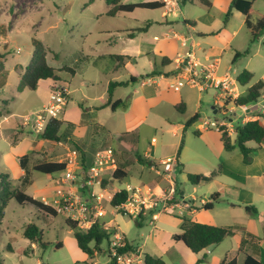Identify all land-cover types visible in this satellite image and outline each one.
<instances>
[{
  "label": "crops",
  "instance_id": "obj_1",
  "mask_svg": "<svg viewBox=\"0 0 264 264\" xmlns=\"http://www.w3.org/2000/svg\"><path fill=\"white\" fill-rule=\"evenodd\" d=\"M148 1L165 2L164 7L145 9L154 12L160 11L159 15L143 20L141 27L114 29L116 32L105 31L107 35L105 40L110 45L123 40L126 46L110 53L86 56L78 54L76 56L79 61H87L89 64L100 68L108 82L103 94L98 97L92 96L89 93L91 88L86 84L71 89V83L63 81L61 77L59 82L51 80L47 101L56 83H64L69 89L67 105L59 116V119L64 121L61 132L68 130L69 137L59 142L41 139L37 143L38 145L46 146V142L50 144L45 148L47 150L46 159L39 160L65 161L68 164L65 172L52 175L51 180L41 186L40 189L44 195L40 199L33 197L51 205L68 193L84 201H91V192L93 190L98 192L99 190L96 186L86 187L85 179L90 176L96 151L102 146H112L111 143L115 144L112 147L115 150L117 167L124 166L126 168L128 171L127 178L131 176L136 185L151 186L159 194L170 189L167 178L162 174V166L159 165L161 160L176 156L178 166L176 167L175 178L178 171L181 170L189 181L188 174H210L209 170L202 171L190 168L189 162L209 160L214 157L216 160L213 164H216L217 170L212 172H215V176L208 182L195 185L194 188V190L199 191L203 187L202 184H218L219 197L211 210H205L202 206L210 200L212 194L205 195L201 199H198L196 195L188 197L185 190H181L175 183L176 195L180 196L179 201L189 202L191 207L188 210L177 209V214H175L176 209L172 212L161 213L157 220L163 227L159 232L151 230L142 243H135L126 222L122 226L117 221L116 215L119 212L110 205L111 199L108 201L109 209H105V216L99 221L117 227L129 244L139 251L144 258L146 255H151L163 259L166 264L169 261L172 264H179L182 260H186L189 264H221L234 259L237 264H243L247 254L253 255L261 264H264V139L259 145L254 142L248 143V146L256 149L250 154V163L244 162V156L238 146L227 151L221 141V133L214 132L215 134L212 136V130H206V147L195 151L192 156L183 157L185 149L181 152V148L184 141L181 142L179 151L176 149L167 153L159 152L156 137L152 138L155 141L151 147L143 149V153H138L143 131L147 129L161 130L178 137L179 144L186 128H191L196 121L192 125L186 126L182 118L177 121L176 115L186 116L185 122H187L199 114L197 121L201 120L205 92H200L197 88L188 85L177 86L175 84L179 60L187 53L192 52L199 62L206 64L218 59L217 75H228L240 96L245 95L253 84L260 80L264 81V31L251 45L249 55L235 59L237 51L242 52L249 46L251 34L246 22L249 20L255 24L259 17L264 15V0H251L253 12L249 15H245L236 9L232 10L229 20L225 24L224 18L230 9L232 0H208L209 5L199 0H127L124 3ZM137 10L139 9L131 13L121 12L118 14H133ZM116 55L124 57L116 59L114 57ZM102 61H106V67L101 63ZM73 68L75 72L70 74L73 79H76L79 71L76 67ZM243 70L253 73L252 80L244 86L237 80L238 75ZM110 72L116 76L122 72L127 74H122L125 79H119L120 75L115 80H111L107 76ZM48 80H41L37 90L40 89L44 81ZM129 80L127 86H122H133L129 94L123 92L117 95L122 87L116 88L113 92L112 102L121 99L123 104L115 110L110 105H106L109 100V83L111 81ZM214 96L215 106L220 92L215 90ZM98 100H102L101 103ZM178 104H184L181 106V111L175 107ZM237 110L240 113H237ZM246 110L251 115L256 116L254 120L258 119L264 126V109L252 104L247 105ZM236 114L240 116L242 111L236 109ZM237 116H235L234 121H236ZM240 120L235 122L236 126L239 122V124L247 122ZM18 133V130H13V135H18ZM201 133L200 130L197 131L198 135ZM30 134L24 138L27 151L28 149L31 150L37 141L38 133L35 134L31 131ZM230 136L235 141L236 133H232ZM77 148L84 155L86 169L79 163ZM73 152H77V164H69V158L73 156ZM138 156L144 162L139 161ZM220 159L222 163H220ZM39 160L31 162L30 158L29 163L31 162L32 168ZM147 162H151L153 165H149ZM234 162H237V165L233 167ZM19 163L21 171L16 177L19 181L17 189H22L27 193L26 187L33 185L34 180L28 176L29 163L25 169L24 164L21 161ZM136 164L139 165V168L134 170ZM70 170L72 171V178L68 177ZM4 171L8 173L7 170ZM151 171H154L155 175ZM112 174L111 170H107L101 185L106 197L110 196L111 198L115 192L124 188L116 187V183L119 182L112 181ZM8 175L12 182L11 175L9 173ZM108 182L114 185L115 191L113 193L107 186ZM84 186L85 189H83ZM49 201H53V203ZM247 207L250 209L248 210ZM148 218L143 217L137 224L143 225L145 219ZM184 219L215 226L231 227L235 233L225 238L222 243L195 254L182 242L173 239L175 234L183 232ZM221 219L222 221H219ZM166 234L169 235L170 239L167 247L164 245ZM243 238L250 240L254 245L240 250V243ZM32 244L34 247L36 246L35 242ZM103 251L101 247L95 256ZM107 254L108 261L104 264H108L110 261L109 248ZM90 260V264H99L93 258ZM200 260H202L201 263H199ZM140 264H145V262Z\"/></svg>",
  "mask_w": 264,
  "mask_h": 264
},
{
  "label": "rangeland",
  "instance_id": "obj_2",
  "mask_svg": "<svg viewBox=\"0 0 264 264\" xmlns=\"http://www.w3.org/2000/svg\"><path fill=\"white\" fill-rule=\"evenodd\" d=\"M110 7L106 0H0V174L4 170L8 171L14 189H17L19 185L16 177L21 171L20 157L27 152L30 154L31 162L42 158L46 159L47 150L45 148L50 144L46 142V146L38 145L37 143L41 140L40 134L34 132L30 127L22 125L26 116L41 110L46 104L52 82L51 80L44 81L40 89L36 91L19 89L21 74L32 59L34 40L39 39L49 50L47 54L49 65L58 69L64 66L77 68L79 74L76 79H73L68 72H59L63 81L71 83V89L86 84L91 88L89 93L98 97L106 90L107 78L100 68L89 64L87 61H79L76 56L78 54L84 56L98 55L121 49L126 46V43L120 40L110 45L105 40L107 38L106 30L116 32L114 29L141 27L143 20L151 19L160 14V11L139 9L133 14H118L116 17H109L106 13ZM179 21L182 22L180 19ZM101 63L106 67V61ZM122 74L126 75L127 73L122 72L116 76L110 72L107 76L111 80H115L120 75L119 79H125ZM4 83L5 85L2 87L1 84ZM132 87L130 85L120 88L117 95L123 92L129 94ZM214 92L215 89L212 87L204 93L201 120L196 121L191 128H186L179 144L178 137L161 130L147 129L143 131L138 153H143V149L151 147L153 137H156L158 151L162 153L176 149L179 151L182 141L184 143L181 152L185 149L183 157L192 156L195 151L205 148L206 130L201 129L200 125L204 120L222 118V114L214 112ZM101 101L98 100L99 103ZM263 103L260 101L255 105L264 109ZM237 113L240 111L237 110ZM176 118L177 121L182 118L183 123L186 124V116L176 115ZM13 130H18V135H13ZM198 130L202 132L200 135L197 134ZM31 131L37 134V141L31 150L28 149L27 151L24 138L30 136ZM212 131L211 135L214 136V132L217 131ZM110 145L114 146L115 144L111 143ZM215 160L214 157H211L209 160H194L188 164L190 168L202 171L209 170L211 173L217 170L216 164H213ZM219 161L222 163L221 159ZM31 162L28 165V176L34 180V184L27 186L26 191L40 199L44 195L40 188L45 182L51 180L52 175L33 170ZM234 165H237V162L233 163V167ZM137 168H139L138 164L133 169L136 170ZM151 172L155 175L154 171ZM175 183L181 190H185L188 197L196 195L198 199L218 191L217 183L202 184L203 187L199 191L194 190L195 185L186 179L181 170L177 173ZM127 184L136 185V182L134 178L129 176L122 183H116V187H126ZM87 186L89 185L87 184ZM107 186L112 191L111 193L115 191L113 183L108 182ZM96 187L98 188V186ZM64 196L72 197L75 195L68 193ZM178 197L177 194L176 201ZM110 199L111 197L107 196L103 201L104 209H109L108 201ZM49 202L53 203V201ZM177 213L178 210L176 209L175 214ZM67 217L68 213H61L57 217L46 215L31 203L21 205L15 199H10L4 210V217L0 221L2 264H90L91 260L88 255L77 246L74 237L75 230L65 223ZM143 217L149 218L145 219L143 225L139 226L136 219L125 217L122 213L116 215L117 221L122 226L125 225V222L127 223L135 243L138 244L144 241L145 236L151 230L159 232L163 227L157 219L150 223L152 221L150 214H144ZM29 223H35L43 232L45 247L38 242H35L36 246L34 247L32 241L25 238L24 229ZM165 236L164 245L167 247L170 239L168 234ZM58 242L62 244L59 249L56 248ZM9 245L13 249L12 252L8 250ZM101 247L104 251L98 256H94L93 260L99 264H104L108 261V245L103 243ZM25 250L29 252V255H25ZM168 264H172V262L169 261ZM179 264L189 263L182 260Z\"/></svg>",
  "mask_w": 264,
  "mask_h": 264
},
{
  "label": "trees",
  "instance_id": "obj_3",
  "mask_svg": "<svg viewBox=\"0 0 264 264\" xmlns=\"http://www.w3.org/2000/svg\"><path fill=\"white\" fill-rule=\"evenodd\" d=\"M200 2L209 5L208 0H199ZM108 5H110L109 11L106 13L109 17H114L118 13L125 12L131 13L136 9H158L165 6L163 1H148V2H136V3H124L122 0H106ZM253 2L251 0H232L229 11L226 13L224 18V24L228 22L232 10L236 9L245 15H249L253 12ZM248 29L250 30L251 38L249 46L246 50L235 53V59L250 54V47L256 41L257 37L260 36L264 31V15H261L255 24H252L249 20L246 22ZM136 31V30H134ZM48 49L43 45L39 39L34 40V51L32 54L31 62L26 67L25 71L21 74L19 89H28L30 91H36L39 87L41 80H52L54 82H59L60 76L59 72L74 73L75 69L73 67L64 66L63 68H54L49 65L47 61ZM58 56V54H55ZM116 59H121L124 56L116 55ZM144 78V76H142ZM253 78V73L248 70H243L237 77L238 82L241 85H247ZM134 80V79H132ZM129 81H111L108 86L109 100L106 105H110L112 109L118 108L123 104V100L118 99L112 102L113 92L116 88L127 86ZM2 87L5 85L1 84ZM264 95V81L260 80L257 83L249 87L245 95H241L235 100V104L239 105H252L256 104L259 99ZM184 104L176 105V109L181 111V106ZM199 118V114H196L193 118L186 122V126L192 125ZM64 121L59 118H50L43 132L40 133V138L46 141L59 142L63 139L69 137V131L65 130L61 132V128ZM236 139L232 140V137L227 131L221 133V141L224 148L227 151L233 150L238 146L244 156V162L250 163L251 152L255 151V148L248 146V143L254 142L260 144L264 139V126L257 120H249L246 123L238 124L235 128ZM17 134H15L16 136ZM79 154V163L85 168L84 155L77 148ZM30 160L29 154H24L20 157V161L24 164V169L28 165ZM138 160L144 162L140 156ZM67 162L62 161H45L39 160L34 164L33 170L47 174L54 175L57 173L65 172L67 169ZM149 165H153L151 162H147ZM86 169V168H85ZM220 169V167H219ZM218 169V170H219ZM27 171V170H26ZM128 176V171L124 166H118L117 169L112 174V181H117L121 183ZM215 176V172L209 175L205 174H188L187 177L189 181L198 185L201 182H208ZM88 180L86 177L85 182ZM106 181V180H105ZM103 181V183L105 182ZM107 182V181H106ZM105 182V183H106ZM86 187H88L85 184ZM85 186L83 189H85ZM129 194L122 188L115 192L110 200V205L116 208L119 213L127 216L130 219H136L139 223L143 219V214L139 216H131L126 214L124 211L120 210L119 207L124 203ZM219 193H214L210 196V200L206 202L202 207L205 210H211L214 203L218 200ZM10 199H15L19 204L24 205L26 203H31L37 207L40 211L47 215L57 217L60 213L57 211L56 207L51 204L44 203L32 195L27 194L22 189H14L12 182L9 179L7 172L0 174V221L4 217V210L8 205ZM249 210L250 207H247ZM150 218L153 212L149 213ZM152 219V218H151ZM65 223L75 230L74 237L78 248L92 259L97 252L100 251L101 245L107 243L108 248L110 244V234L104 229L103 224L95 222L89 229L82 230L80 224L71 218H66ZM183 232L180 234H175L173 239L177 242H182L192 253L198 254L205 249L214 247L224 241L225 238L234 235L235 231L231 227H221L205 223H200L196 221H191L184 219L182 224ZM25 238L32 242H38L41 246L45 247L46 243L43 242V233L35 223H29L24 229ZM126 240V239H125ZM254 245L250 240L243 238L240 243V250H244L248 246ZM62 247L61 242H58L56 248ZM8 250L12 252L11 245L8 246ZM129 251H136L129 242L126 240V246L120 249V253H125ZM25 255H29L27 250L24 251ZM110 257V255H109ZM145 264H166L161 258L153 257L151 255H146ZM202 260L199 261L201 263ZM0 264H2V259L0 257ZM221 264H237L236 260H231L229 262H222ZM243 264H261V262L256 259L253 255L247 254Z\"/></svg>",
  "mask_w": 264,
  "mask_h": 264
},
{
  "label": "built area",
  "instance_id": "obj_4",
  "mask_svg": "<svg viewBox=\"0 0 264 264\" xmlns=\"http://www.w3.org/2000/svg\"><path fill=\"white\" fill-rule=\"evenodd\" d=\"M218 59L211 63L199 62L192 52L186 54L179 60L178 72L175 76V84L177 86H191L197 88L200 92H207L208 89L214 88L220 92V96L216 99L214 112L222 114L221 119L204 120L200 125L203 130H215L219 133L227 131L229 135L235 133L238 119L241 122L254 120L256 116L247 112V105L237 106L234 102L240 95L233 87L228 75L218 76ZM173 86V85H172ZM69 99V89L64 83H56L49 95L47 103L41 110L31 113L24 118L22 125L30 127L34 132L40 134L44 131L50 118H59L67 105ZM260 101L264 102L262 96ZM264 106V103H263ZM236 109L242 111V115L237 116ZM236 117V121L235 120ZM240 123V122H239ZM237 123V125L239 124ZM155 141L154 139L152 142ZM77 152H73V156L69 158V164H77ZM79 156V154H78ZM162 166V174L167 178L170 189L162 194L155 192L154 188L147 185H130L127 184L124 189L128 192L127 200L119 207L120 210L131 216H139L141 214L151 215L152 221H156L161 213L172 212L175 209L188 210L191 205L189 202H181L180 196L176 201L175 190V171L178 166L176 156H170L160 161ZM117 169V161L115 150L112 146H102L95 153L93 166L91 167L90 176L87 184L91 187L98 186V192H91V201H84L76 196H62L54 202L57 211L68 213V217L80 224L82 230L89 229L95 222L101 223L100 218L105 216L103 201L106 198L101 185L104 174L107 170L113 173ZM71 170L68 177L72 178ZM119 191V190H118ZM67 217V218H68ZM104 229L110 234L108 264H140L145 258L139 251H129L120 253V249L126 246L125 237L117 227H113L107 223H101Z\"/></svg>",
  "mask_w": 264,
  "mask_h": 264
}]
</instances>
